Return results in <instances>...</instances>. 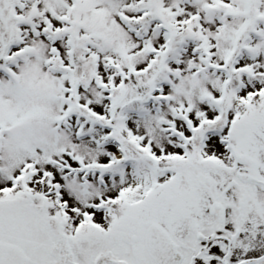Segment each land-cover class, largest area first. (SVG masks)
<instances>
[{
	"label": "snow or ice",
	"instance_id": "6c2138e0",
	"mask_svg": "<svg viewBox=\"0 0 264 264\" xmlns=\"http://www.w3.org/2000/svg\"><path fill=\"white\" fill-rule=\"evenodd\" d=\"M0 264H264V0H0Z\"/></svg>",
	"mask_w": 264,
	"mask_h": 264
}]
</instances>
